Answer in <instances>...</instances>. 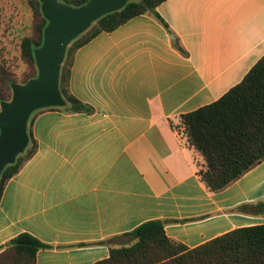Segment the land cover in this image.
Segmentation results:
<instances>
[{"label": "crops", "instance_id": "crops-1", "mask_svg": "<svg viewBox=\"0 0 264 264\" xmlns=\"http://www.w3.org/2000/svg\"><path fill=\"white\" fill-rule=\"evenodd\" d=\"M80 47L71 93L92 113L34 117L36 154L0 197V249L29 233L51 246L37 264H95L150 220L189 249L263 225L264 161L225 190L198 175L203 159L181 117L238 85L264 56V0H166Z\"/></svg>", "mask_w": 264, "mask_h": 264}, {"label": "trees", "instance_id": "trees-1", "mask_svg": "<svg viewBox=\"0 0 264 264\" xmlns=\"http://www.w3.org/2000/svg\"><path fill=\"white\" fill-rule=\"evenodd\" d=\"M59 1L80 7L90 0ZM164 1L131 0L124 8L101 17L71 42L60 73V91L66 105L41 109L32 114L28 124L29 144L15 163L3 170L0 197L7 183L38 150L32 131L37 114L49 109L70 113L94 111L92 106L76 98L70 90L76 51L101 32H112L130 19L144 14L156 16L168 28L157 13V7ZM31 3L36 16L35 32L23 38L21 52L34 70L22 84L38 76L35 50L42 46L48 25L42 3L39 0H31ZM14 83L0 67V105L3 101L11 100L12 97L5 96L4 89L7 87L12 91ZM179 129L203 159L198 163V175L211 192L225 190L261 164L264 161V56L241 83L219 100L183 115ZM254 207L264 208V204L242 206L241 209L248 211ZM119 238L126 240L119 247H111L109 257L95 264H264V224L237 228L193 249L168 237L162 220L144 222ZM50 247L35 236L22 233L0 249V264H37L38 252Z\"/></svg>", "mask_w": 264, "mask_h": 264}, {"label": "water", "instance_id": "water-1", "mask_svg": "<svg viewBox=\"0 0 264 264\" xmlns=\"http://www.w3.org/2000/svg\"><path fill=\"white\" fill-rule=\"evenodd\" d=\"M39 1L48 25L42 46L35 50L38 76L25 84L14 83L11 100L0 105V177L28 146L32 114L66 105L60 91V73L68 46L94 22L124 8L131 0H90L80 7L59 0Z\"/></svg>", "mask_w": 264, "mask_h": 264}, {"label": "rangeland", "instance_id": "rangeland-1", "mask_svg": "<svg viewBox=\"0 0 264 264\" xmlns=\"http://www.w3.org/2000/svg\"><path fill=\"white\" fill-rule=\"evenodd\" d=\"M36 16L31 0H0V67L4 75L22 84L34 68L21 52L24 37L35 32ZM4 94L12 97L13 92L5 87ZM125 241L126 238H120Z\"/></svg>", "mask_w": 264, "mask_h": 264}]
</instances>
